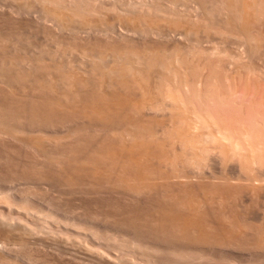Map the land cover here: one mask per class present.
Here are the masks:
<instances>
[{
	"label": "bare ground",
	"instance_id": "6f19581e",
	"mask_svg": "<svg viewBox=\"0 0 264 264\" xmlns=\"http://www.w3.org/2000/svg\"><path fill=\"white\" fill-rule=\"evenodd\" d=\"M7 1L18 7L17 17L0 13V141L9 139V160L26 147L14 158H27L17 162L24 183L104 196L105 216L92 214L144 264H189L192 254L197 264H248L250 255L264 264V213L250 214L264 198V118L246 124L236 113L245 108L231 101L236 79L264 84V40L252 34L264 23V0ZM33 10L54 47L21 44L18 17ZM211 32L226 40L204 45ZM9 173L1 174L8 182ZM16 228L3 231L23 243Z\"/></svg>",
	"mask_w": 264,
	"mask_h": 264
},
{
	"label": "rangeland",
	"instance_id": "374dc122",
	"mask_svg": "<svg viewBox=\"0 0 264 264\" xmlns=\"http://www.w3.org/2000/svg\"><path fill=\"white\" fill-rule=\"evenodd\" d=\"M207 1V0H206ZM8 4V5H7ZM13 5H15V3L13 4V3H9V1H7V0H0V13H1V11H2V14L1 15H6L5 13H12V15H14V16H16L17 17V15H16V12H13V11H15L16 9H17V7H18V4L17 5H15V6H17V7H15V9L13 8L14 6ZM24 5V4H23ZM10 7V8H9ZM6 9V11H5V9ZM9 10V11H8ZM5 11V12H4ZM36 12V10H33V12L32 11H30V16L29 17H31V15L32 14H35V15H33V16H35L34 18H33V16H32V18L30 19V18H27L28 17V15L29 14H27L26 12H23V13H21V17H18V18H20L19 20H21L20 22H24L23 24H24V26H21L20 27V30H19V34L17 35V36H20V37H18L19 38V40H20V42H21V44H23L24 43V45H23V47L24 48H26L25 46H27L28 44H27V41L29 42V40H30V43L32 42V43H35V45H41V44H43V42H44V44H48V46L46 45V47H49V46H51V47H54V42L53 41H50L49 40V38H47V37H45V36H47L45 33L46 32H44L46 29H44V26H43V22H44V20L42 19V18H40L41 16L39 15V13L37 12V13H35ZM8 13V14H9ZM15 13V14H14ZM26 15H25V14ZM108 13H110V12H108ZM36 14H37V16H36ZM22 15H24V16H22ZM15 17V18H16ZM24 18H26V19H24ZM37 18H39V19H37ZM24 19V20H23ZM40 19H42L43 20V22H42V20H40ZM29 20V21H28ZM32 20H34V22L32 21ZM40 21L42 24H40V22H38L37 23V21ZM30 21H31V23H30ZM35 21H36V23L38 24L37 26H36V23H35ZM29 23V24H28ZM33 23H35V29L33 28L34 27V24ZM47 23H50V22H47ZM40 24V25H39ZM162 25H164L163 23H161ZM161 24H160V26H161ZM0 25H1V23H0ZM2 25H5V24H2ZM30 25V26H29ZM32 25V26H31ZM43 27H42V26ZM39 26H41V28L39 27ZM165 26V25H164ZM255 26V29H253V31L254 32H252V34H256V33H259L260 34V37H261V40H264V23L262 22L261 24L259 23L258 25L257 24H255L254 25ZM28 27V28H27ZM163 27V26H162ZM30 28V29H29ZM254 28V27H253ZM24 29V30H23ZM25 29H26V32H25ZM28 29V30H27ZM33 29V30H32ZM44 29V30H43ZM31 30V31H30ZM24 31V33H20V32H23ZM38 31V32H40V33H38L37 32V36H36V32ZM255 31H258V32H255ZM31 32V33H30ZM42 32H43V34H42ZM212 33V36H211V34H209V41L210 42H208V40H205L204 41V45H206V46H210V43H211V41L213 40H215L216 38H217V34L215 33H213V32H211ZM33 34V35H32ZM214 34V35H213ZM25 35V36H24ZM28 35V36H27ZM42 35V36H41ZM30 36V37H29ZM33 36V37H32ZM34 36H36V37H34ZM205 36V35H204ZM218 36H220V35H218ZM23 37V38H22ZM38 37V38H37ZM44 37V38H43ZM22 38V39H21ZM24 38H27V39H24ZM29 38V39H28ZM46 38V39H45ZM212 38H215V39H211ZM222 36H220V37H218L216 40H215V42L216 41H218L219 39L222 41V40H226L225 38H222ZM263 38V39H262ZM24 39V40H23ZM33 39V40H32ZM36 40V41H35ZM220 40L218 41V42H220ZM22 41H23V43H22ZM228 41H229V39H228ZM227 41V42H228ZM38 42V43H37ZM42 42V43H41ZM49 42V43H48ZM53 42V43H52ZM41 43V44H40ZM206 43V44H205ZM208 43H209V45H208ZM51 44V45H50ZM38 46H36V48H39ZM41 48V47H40ZM43 48V47H42ZM45 49V48H44ZM43 49V50H44ZM29 50V49H28ZM46 50V49H45ZM44 50V51H45ZM48 50V49H47ZM236 50V48L234 49V51ZM237 51V50H236ZM45 54H46V52H45ZM66 55V54H65ZM67 55H72V56H74V54H69L68 52H67ZM66 55V56H67ZM71 56V57H72ZM255 62H256V60H254ZM260 62H262V61H260ZM259 62V63H260ZM257 63H258V61H257ZM261 64V63H260ZM259 65V64H258ZM254 79V78H253ZM236 80H238V81H236ZM235 80V89H234V93H233V98L231 99V101L233 102L234 100H237V102L235 101V102H233V103H236V104H241V107L243 106V108H245V109H247L246 111H245V109H244V111L242 112H236L237 113V116H238V114H239V116L238 117H240L241 118V120H242V118L244 119L243 121H245V123L246 124H248V122H251L252 120H254V119H256V118H258V120H262V118H264L263 116L264 115H262V114H264V84H261L260 82L262 81V80H259V83L258 82H256L255 80L256 79H254V80H252L251 78H250V80H249V84H245L244 83V81L241 79V81H240V79H236ZM252 81V82H251ZM258 81V80H257ZM237 82H240L239 84L237 83ZM252 84H251V83ZM254 82H255V84H254ZM226 83V82H225ZM256 83H258V84H256ZM243 84V85H242ZM254 84V85H253ZM248 85V86H247ZM255 85L257 86V88L255 87ZM247 86V87H246ZM259 86V87H258ZM15 88L14 89H16L17 90V87H18V89L21 87L22 88V86H14ZM245 89V90H244ZM15 91V90H14ZM17 93H18V91H16ZM19 94V93H18ZM236 97H235V96ZM249 102H250V104H249ZM244 104V105H243ZM246 104V105H245ZM246 106H248V107H246ZM250 108V109H249ZM252 108V109H251ZM232 109V108H231ZM230 109V110H231ZM235 109H233L232 111H234ZM250 110V111H249ZM231 113V112H230ZM235 113V114H236ZM256 113V114H255ZM254 114V115H253ZM261 116H260V115ZM252 115V116H251ZM260 116V117H258V116ZM236 116V117H237ZM248 116V117H247ZM262 117V118H261ZM251 118V119H250ZM254 118V119H253ZM261 118V119H260ZM246 119H250V120H248V122H247V120ZM251 126H252V124H250ZM252 128V127H251ZM6 137H4L3 138V141L1 140L0 141V156L1 155H4V156H1L0 158V192H2V193H0V253L2 252V255L0 254V264H12V262H13V264H27L28 263V261H29V263L30 264H42L43 262L45 263V264H53L54 262V264H69L70 263V261H71V263L70 264H104L105 263V261L103 260L104 258H103V256H105V257H107V256H109V257H112V258H114L113 260H115V261H117L116 263H118V264H130V263H132V264H138L139 262H141V261H139L138 260V258H135V257H137L136 255H131L132 254V252H131V254H130V250L128 249L127 250V248H125L126 250H123L122 249V246H121V244L119 243V242H117V240H119V238H117V235L119 234V232L116 230V228L114 229V227L110 224V225H108V223L107 224H105L106 222H104V223H102L103 221H100L101 219H98V218H103V216H105V211L107 210L106 208L107 207H105L104 206V204L103 203H105V202H107L106 201V199L104 198V196L101 198V200H100V196H99V198H98V195H95V197H92V195H85V194H78L77 196L76 195H74V196H71V197H73V198H71L70 197V192H68V191H66L65 190V193H63V189H59V188H62V187H59L60 185H58V181H56L55 183H53L54 185H57V187H59V188H56V186H54L52 183L50 184V187H51V185H53V187L52 188H50L49 187V185H45V184H41V183H39V184H41V185H45V186H39V185H36L35 183H38V182H34V185L32 184L33 183V181H32V183H26V181H25V183H24V181H23V177L24 176H21V175H23L22 174V172L23 171H25L24 169H26V168H22V172L20 171V165H21V162L23 161L24 162V159L25 160H27V158H24L23 159V157H17L15 160H16V162H15V160H14V158H15V156H20V154H19V152L22 150V152L26 149V147L24 146V148H16V151H14L15 153H14V155L15 154H17V155H15L14 156V158H13V154H12V160H9L8 158H11V157H9V156H11V155H9V153H12L11 151L12 150H10V146H8V143L6 142V141H8L9 139H7L6 141ZM2 142V143H1ZM7 143V144H5V143ZM5 145H4V144ZM3 145L6 147V146H8L6 149H4V148H2L3 147ZM2 146V147H1ZM23 145H21V147H22ZM19 147H20V145H19ZM50 148H52V147H50ZM8 149V152L9 153H7V151H3V150H7ZM10 150V151H9ZM19 151V152H18ZM25 152V151H24ZM3 153V154H2ZM21 153V152H20ZM6 154H7V157H6ZM21 154H23V153H21ZM22 156H24V155H22ZM24 157H27V156H24ZM40 157V156H39ZM2 158H3V161H2ZM4 158H7V160H5ZM19 158V159H18ZM40 158H42V157H40ZM20 159H22L21 161H20ZM14 160V162H15V164H14V162H11V161H13ZM18 160V161H17ZM4 162V163H3ZM11 163V164H9V163ZM17 162H19L20 163V165L17 163ZM17 163V164H16ZM27 165H28V162L26 161L25 162ZM25 163H22V164H24L23 166L24 167H27V165L25 164ZM3 164V165H2ZM1 165H2V167H1ZM4 165H6V166H4ZM10 165H11V167L13 166H15L16 165V167H10ZM17 165H19V167L17 166ZM26 165V166H25ZM8 166V167H7ZM22 166V167H23ZM7 167V168H6ZM51 167H53V165H51ZM15 168H17V171H18V173H17V171L15 172ZM18 168H19V170H18ZM2 171H3V173H2ZM12 171V172H11ZM9 172H11L12 174H10ZM19 172H21V173H19ZM5 173H9V175L12 177V179L10 180V182H8V180H5L4 179V177H3V175H7V174H5ZM14 173V174H13ZM17 173V175H19L21 178H19V176H15V174ZM262 174H264V171L263 172H261ZM1 174H3L2 176H1ZM263 176V175H262ZM13 177H15L14 179H13ZM17 178V179H16ZM5 180V181H4ZM13 180V181H12ZM21 180V182H19ZM6 181H7V183H6ZM22 182H23V184H22ZM21 184V185H20ZM20 185V186H19ZM27 185V186H26ZM22 186V187H21ZM4 187V188H3ZM21 187V188H20ZM24 187V188H23ZM27 187V188H26ZM43 187V188H42ZM47 187H49L50 189H48L49 191H47L46 190V188ZM22 188H23V191H22ZM29 188H31L30 190H29ZM35 188V189H34ZM11 189H13V190H11ZM27 189H28V192H27ZM38 189V190H37ZM45 189V190H44ZM53 189V190H52ZM55 189V190H54ZM62 190V192L60 191V194H59V191L58 190ZM3 190H5L6 192H4ZM15 190V191H14ZM25 190V191H24ZM34 190H36V191H34ZM41 190V191H40ZM11 191V192H10ZM30 191V192H29ZM52 191V192H51ZM27 192V193H26ZM44 192V193H43ZM53 193L52 194V196H51V194H49V193ZM24 194V196H23V194ZM25 193H26V195L28 196H26V198H25ZM46 193V194H45ZM48 193V194H47ZM3 194L5 195H7V194H10L9 196H10V200H12V198H15V200L13 199V202L15 203V204H17V205H15L14 203H12V201H10V200H7L6 201V199L9 197V196H5V197H7L6 199H5V202H4V196H3ZM28 194H30V195H28ZM56 194V195H55ZM63 194V195H62ZM65 194H66V196H65ZM103 195H105V193H102ZM12 195V196H11ZM16 195V196H15ZM18 195V196H17ZM47 195V196H46ZM55 195V196H54ZM60 195V196H59ZM73 195V194H72ZM15 196V197H14ZM50 196V197H49ZM86 198H85V197ZM94 196V195H93ZM4 197V198H3ZM30 197V198H29ZM38 197V198H37ZM43 197V198H42ZM67 197V198H66ZM88 197V198H87ZM105 197L107 198L108 196L107 195H105ZM28 198H29V200H28ZM55 198V199H54ZM61 198V199H60ZM64 198V199H63ZM69 198V199H68ZM94 198V199H93ZM104 198V199H103ZM109 198V197H108ZM2 199V200H1ZM9 199V198H8ZM27 199V200H26ZM51 199H53V201L51 200ZM77 199V200H76ZM81 199H83V201L81 200ZM87 199V200H86ZM97 201H96V200ZM104 201H103V200ZM263 199L264 198H262L261 200H260V202L258 203V204H256V206H251L250 207V214L253 216V217H261V216H263L262 214L264 213V201H263ZM21 200H23V202H25V201H28L27 203L28 204H30V205H28L27 203L25 204H23V202H21ZM51 200V201H50ZM67 200V201H66ZM92 200V201H91ZM99 200V201H98ZM118 200V199H117ZM8 201H9V203H8ZM17 201L19 202V203H17ZM35 201V202H34ZM101 201V202H100ZM21 202V203H20ZM32 202V203H31ZM92 202V203H91ZM97 202H98V204H97ZM117 202H122V201H117ZM116 202V203H117ZM36 203V204H35ZM42 203V204H41ZM70 203V204H69ZM74 203V204H73ZM80 203V204H79ZM100 203H101V205H100ZM5 204V205H4ZM22 207L23 206V209L22 208H19L20 206ZM41 204V205H40ZM46 204H47V206H46ZM260 204V205H259ZM24 205L29 209H26L27 211H25V209H24ZM32 205V206H31ZM50 205V206H49ZM53 205V206H52ZM102 205H103V207H102ZM13 206V207H12ZM19 206V207H18ZM29 206H30V208H29ZM36 206V207H35ZM73 206V207H72ZM40 207V208H39ZM53 207V208H52ZM55 207V208H54ZM70 207V208H69ZM77 207V208H76ZM99 207V208H98ZM36 208V209H35ZM58 208V209H57ZM72 208V209H71ZM95 208V209H94ZM254 208V209H253ZM40 209V210H39ZM55 209V210H54ZM106 209V210H105ZM252 209V210H251ZM24 210V212H22ZM43 210V211H42ZM63 210V211H62ZM90 210V211H89ZM31 211V212H30ZM43 213H41V212ZM53 211V212H52ZM60 211V212H59ZM66 211V212H65ZM70 211H71V213H73V214H71L70 213ZM86 211H88V212H86ZM75 212V213H74ZM98 213L99 212V215L101 214V217H97L98 216V214H97V216L95 217V215L94 214H92V213ZM259 212V213H258ZM27 213H28V215H27ZM54 213H57V214H54ZM67 213V214H66ZM91 213V214H90ZM104 213V214H103ZM63 214H65V215H63ZM102 214H103V216H102ZM255 214V215H254ZM259 214V215H258ZM47 215V216H46ZM55 215H56V217H55ZM61 215V216H60ZM73 215V216H72ZM75 215V216H74ZM88 215V216H87ZM38 216V217H37ZM40 217V218H39ZM49 217V218H48ZM51 217H52V219H51ZM79 217V218H78ZM92 217H93V221H92ZM15 218V219H14ZM43 218V219H42ZM45 218H47L46 220H45ZM60 218V219H59ZM69 218V219H68ZM55 219V220H54ZM62 219V220H61ZM68 219V220H67ZM71 219H73V220H71ZM94 219H98L97 221L96 220H94ZM53 220V221H52ZM59 220H60V222H59ZM64 220V221H63ZM75 220V221H74ZM27 221V222H26ZM43 221V222H42ZM47 221V222H46ZM50 221V222H49ZM65 221H67V223L70 221L71 223L69 224L68 223V227L67 226H65L67 223L65 222ZM74 221V222H73ZM78 222V224L77 223H75V222ZM54 222V223H53ZM65 222V223H64ZM80 222V223H79ZM82 222H83V224H82ZM96 222V223H95ZM1 223H3V224H1ZM91 223V224H90ZM29 224V225H28ZM49 224V225H48ZM60 224V225H59ZM65 224V225H64ZM72 224V226L69 228V226ZM77 224V225H76ZM90 224V225H89ZM93 224H95L96 225V230L98 231V233L99 232H101L102 234H99V236H101V235H103V236H105L104 234H106V238L104 237L103 238V236H102V239H101V237H99L100 238V240L99 239H96L92 234V231H90L89 230V228L91 227V225L93 226ZM105 224V225H104ZM23 225V226H22ZM62 225V226H61ZM98 225V226H97ZM101 225V226H100ZM102 225H104L103 227H102ZM6 226V228H16V226H17V230L18 229H20V227L21 228H23V231H25L24 232V235H26L25 236V238L27 239V240H25L24 242L26 243L25 245H27L28 247H24V248H22L21 247V245L19 246V245H17V244H23V243H20L19 241H16L13 237H11L10 238V236H12V235H8V234H11V233H9L8 231V233L4 230L3 231V228ZM19 226V227H18ZM25 226V227H24ZM77 226V227H76ZM86 226H88V227H86ZM109 226H112V228L111 227H109ZM75 227V230L74 229H72L71 230V228H74ZM83 229H82V228ZM98 227V228H97ZM24 228H26L25 230H24ZM28 228V229H27ZM35 228V229H34ZM77 228V229H76ZM78 228H80L79 230H78ZM93 228H95V226H93ZM99 228H101L100 229V231H99ZM108 230V229H110L109 230V232L106 230V229ZM50 229H51V231H50ZM68 229V230H67ZM82 229V230H81ZM105 229V230H104ZM114 230V232H113V230ZM20 230H22V229H20ZM20 230H18V231H20ZM32 230V232H30ZM70 230V231H69ZM77 230V231H76ZM86 232H85V231ZM17 231V232H18ZM44 231H45V233H44ZM50 231V232H49ZM96 231V232H97ZM104 231H106L107 233H105ZM117 231V232H116ZM4 232H6L7 233V235H8V237L11 239V241H12V239L13 240H15V242H18V243H16L15 244V242L14 241H12V244H14V246L13 245H11V241H10V243H8L9 241V239L7 240V238H4V237H6V233H4ZM48 232V233H47ZM52 232V233H51ZM65 232V233H64ZM73 232V233H72ZM88 232V233H87ZM104 232V233H103ZM26 233V234H25ZM28 233H30V234H28ZM47 233V234H46ZM53 233H55V234H53ZM114 233V234H113ZM28 234V235H27ZM32 234V235H31ZM75 234V235H74ZM90 234V235H89ZM112 234V236L110 237V235ZM116 234V235H115ZM120 234H121V232H120ZM119 234V235H120ZM5 235V236H4ZM30 235V236H29ZM46 235V236H45ZM55 235V236H54ZM107 235H108V238L110 239V240H112V241H114V242H112V241H109V240H107L108 238H107ZM118 235V236H119ZM14 236V235H13ZM49 236H51V238L49 237ZM65 236V237H64ZM73 236V237H72ZM80 236V237H79ZM114 236V237H113ZM94 237V238H93ZM113 237V238H112ZM39 238H41V239H39ZM45 238V239H44ZM47 238V239H46ZM71 238V239H70ZM86 238V239H85ZM88 238V239H87ZM112 238V239H111ZM115 238V239H114ZM4 239V240H3ZM6 239V240H5ZM114 239V240H113ZM44 240V241H43ZM57 240V241H56ZM62 240V241H61ZM70 240V241H69ZM87 240V241H86ZM99 240V241H98ZM105 240H107V242L105 241ZM6 243H5V242ZM38 241V242H37ZM40 241V242H39ZM28 242V243H27ZM36 242V243H35ZM53 242V243H52ZM63 242V243H62ZM10 244L13 248H14V250H13V248L12 249H10V245H8V246H3V245H6V244ZM30 243V244H29ZM60 243V244H59ZM86 243V244H85ZM107 243H108V245H107ZM114 243H115V245H114ZM118 243V244H117ZM41 244V245H40ZM43 244V245H42ZM55 244H56V246H55ZM64 244V245H63ZM17 245V246H16ZM24 245V244H23ZM24 245V246H25ZM36 245V246H35ZM105 245V246H104ZM110 245V246H109ZM111 245H113V246H111ZM117 245H119V246H117ZM2 246H3V248L4 249H6V248H8V252H6L7 251V249L4 251H2ZM35 246V247H34ZM86 246H88V247H86ZM121 246V247H120ZM15 247L18 249H15ZM19 247H21L22 248V250L20 249L19 250ZM37 247V248H36ZM40 247V248H39ZM45 247V248H44ZM52 247H53V249H52ZM67 247V248H66ZM121 249H120V248ZM27 248V249H26ZM43 248V249H42ZM60 248V250H58V249ZM63 248V249H62ZM88 248V249H87ZM110 248V249H109ZM55 249V250H54ZM10 250V251H9ZM15 250H16V252H15ZM25 250V251H24ZM50 250V251H49ZM63 250V251H62ZM118 250V251H117ZM32 251V252H31ZM37 251V252H36ZM60 251V252H59ZM107 251V252H106ZM3 252H4V255H3ZM6 252V253H5ZM11 252V253H10ZM15 252V253H14ZM46 253V256H45V253ZM56 254H55V253ZM90 252V253H89ZM140 251H138V254H142L141 252L139 253ZM25 253V254H24ZM48 253V254H47ZM72 253H73V255H72ZM97 253V254H96ZM101 253H102V255H101ZM105 253V254H104ZM122 256H120L119 254ZM128 253V254H127ZM149 253H151V252H149ZM8 254V255H7ZM23 254V255H22ZM31 254V255H30ZM38 254V255H37ZM42 254V255H41ZM104 254V255H103ZM115 254V255H114ZM137 254V253H136ZM137 254V255H138ZM192 254V253H191ZM191 254H190V256H191ZM25 255V256H24ZM48 255V256H47ZM127 255V256H126ZM143 255V254H142ZM141 255V256H142ZM4 256V257H3ZM19 256V257H18ZM96 256V257H95ZM140 256V255H139ZM188 256H189V253H188ZM189 256V257H190ZM193 256H195V257H197V254H192V256H191V259L190 258H188L187 257V261L188 262H190L189 260H191V262L193 263V259L195 258V257H193ZM46 257V258H45ZM48 257H49V259H48ZM98 257V258H97ZM109 257H108V259H109ZM116 257V258H115ZM117 257L119 258V259H117ZM128 257H130V258H128ZM145 257V256H144ZM192 257H193V259H192ZM2 258H4V259H2ZM37 258V259H36ZM64 258V259H63ZM68 258V259H67ZM71 258V259H70ZM88 258V259H87ZM101 258H102V260L104 261V262H101L102 260H101ZM111 258V259H112ZM251 258H252V260L254 261V263L252 262V260H251ZM10 259V261H8ZM29 259V260H28ZM39 259V260H38ZM43 259V260H42ZM48 261H47V260ZM56 259V260H55ZM73 259V260H72ZM97 259H100L99 260V262H98V260ZM130 259V260H129ZM132 259L134 260V261H132ZM148 259V258H147ZM183 259V258H182ZM181 259V260H182ZM189 259V260H188ZM4 260H7L6 262H3ZM20 260V261H19ZM23 260V261H22ZM34 260V261H33ZM37 260V261H36ZM45 260V261H44ZM55 260V261H54ZM67 260V261H66ZM121 260V261H120ZM135 260H137V261H135ZM164 259L162 258V260H161V262L163 261ZM184 260V259H183ZM12 261V262H11ZM42 263H41V262ZM94 261V262H93ZM114 261V262H115ZM123 261V262H122ZM130 263H129V262ZM194 261H195V259H194ZM198 261V260H197ZM222 261V260H221ZM2 262V263H1ZM48 262V263H47ZM50 262V263H49ZM66 262V263H65ZM101 262V263H100ZM136 262V263H135ZM191 262L189 263V264H191ZM219 262V260L217 261V262H215L214 264H221V263H218ZM28 263V264H29ZM43 263V264H44ZM163 264L164 263H166V264H168L167 262H162ZM228 263H229V261H228ZM256 264L257 262H256V260H254V258L253 257H251V255H250V262H248V264ZM105 264H109V263H105ZM139 264H144L143 262H141V263H139ZM175 264H177L176 262H175ZM193 264H197V262L196 263H193ZM213 264V263H212ZM223 264H227V263H223ZM246 264V263H245Z\"/></svg>",
	"mask_w": 264,
	"mask_h": 264
}]
</instances>
